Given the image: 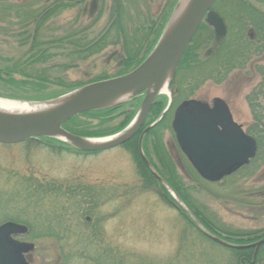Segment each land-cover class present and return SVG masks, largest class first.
Returning <instances> with one entry per match:
<instances>
[{
    "label": "rangeland",
    "instance_id": "374dc122",
    "mask_svg": "<svg viewBox=\"0 0 264 264\" xmlns=\"http://www.w3.org/2000/svg\"><path fill=\"white\" fill-rule=\"evenodd\" d=\"M74 1L0 0V98L38 103L114 72L115 61L108 56L82 60L70 55L74 33L89 27L91 20L90 3ZM135 4L131 21L155 11V0ZM232 4L219 2L214 10L227 27L218 41L225 48L216 45L211 30L201 31L195 41L196 62L179 70L173 95L169 93L175 105L185 99L224 100L234 122L256 140L254 159L220 182H204L177 154L170 115L156 131L170 157L161 149V163L151 150L145 155L161 174L175 179L183 206L220 238L251 241L264 236V132L257 126L264 122V42L259 43L252 26L255 18ZM55 5L67 7L45 18L44 12ZM254 6L264 14V0H255ZM105 21L106 13L85 32L87 38ZM243 53L247 60L233 67L236 55ZM114 116L101 129L97 120H86L81 127L105 134L122 121L121 113ZM153 121L149 118L147 125ZM161 194L158 185L140 177L131 154L120 146L85 154L53 141L0 145V221L29 228L25 241L34 246L26 257L29 264H240L233 251L205 238ZM251 233L257 235H227Z\"/></svg>",
    "mask_w": 264,
    "mask_h": 264
},
{
    "label": "water",
    "instance_id": "95a60500",
    "mask_svg": "<svg viewBox=\"0 0 264 264\" xmlns=\"http://www.w3.org/2000/svg\"><path fill=\"white\" fill-rule=\"evenodd\" d=\"M215 1L216 0H192L188 10L177 27L167 39L161 42V37L170 21L169 19L153 51L130 73L120 77L95 82L75 90L73 91L76 92L74 96L45 115L10 116L0 114V144L14 145L23 143L28 139L55 138L73 146L79 151L89 153L106 151L124 144L134 137L142 127L151 104L159 95V81L167 72L170 73L169 82L171 81L180 60L201 23L204 21L210 26L217 37L225 36L226 29L222 19L211 11V7ZM179 2L180 0L175 9ZM149 84H154L151 93H148L147 90ZM128 91H134L130 98H137L143 95L139 111L133 121L134 125L128 134L106 144L87 147L82 142V140H84L83 138L74 136L62 128L66 122L80 114L113 108L126 103L129 100L107 105L108 101ZM213 104L219 105L225 112V117L218 125L221 127L222 131L230 133L233 136V139L230 141L216 139V137L207 135L199 128V124L194 123L192 119L189 118L191 110L201 109L204 106L203 103L194 100L181 104L176 109L171 123V128L175 134L179 148L197 174L208 182L219 181L222 177L234 173L239 168L247 165L249 161L254 158L256 153L255 141L246 136L242 132L241 127L232 121L223 102L219 99H215ZM161 117L162 115L160 118ZM160 118L142 132L138 141V153L147 169L170 194L178 208L193 221L195 226L201 230L205 236L225 247L239 250L254 248L256 252L257 249L264 244V238L251 245L237 247L211 236L201 228L192 214L155 174L142 154L141 142L143 136L159 122ZM59 137L63 138V140ZM184 140L187 141L186 144H188L189 150L184 148ZM25 232L26 229L24 227L12 223H6L0 226V264H27L23 259L22 252L26 250L29 251L32 246L15 242L10 238L11 235L23 234Z\"/></svg>",
    "mask_w": 264,
    "mask_h": 264
},
{
    "label": "trees",
    "instance_id": "16d2710c",
    "mask_svg": "<svg viewBox=\"0 0 264 264\" xmlns=\"http://www.w3.org/2000/svg\"><path fill=\"white\" fill-rule=\"evenodd\" d=\"M87 1V2H86ZM178 0H155L154 9L155 11H149V13H141L137 12L136 14H140V17H137L136 21H131V10L135 4V0H109V4L104 5V0H75L74 2L78 5L80 4H87L90 3L89 9H90V23L89 27L86 29H83L81 31H77V33L73 35V39L69 45L72 47L74 52H71L70 55H75L77 58H80L82 60H86L89 58H102L104 56H108V60L112 58L115 61L114 65V72L111 74H102L100 76H97L93 78L88 83H79L77 84L76 88L82 87L86 84L94 83L97 81L105 80L111 77H119L122 75H125L135 69L139 64H141L146 57L150 54V52L155 47L170 15L173 11L174 7L176 6ZM233 2V4L236 2L237 4H234L238 11L243 10L244 13H247L251 16H253L255 19L252 20L253 27L255 30V33L258 37L259 43L264 42V14L261 13L255 6V0H229ZM99 3V4H98ZM148 5H150V1L146 2ZM153 4V3H152ZM232 4V5H233ZM75 6V5H74ZM65 5H55L53 8L49 9V11L44 12V17L48 18L52 15V13H55L56 11H61L64 9ZM152 8V5H151ZM95 10V12L93 11ZM106 13V21L104 23V27L100 29V31L97 34H93L91 37H88V35L85 33L88 29L91 28L92 25H95L96 23L101 20L103 14ZM249 17V18H250ZM142 18V20H140ZM132 19V18H131ZM36 22V28H38V25L40 22ZM207 30V26L203 24L197 35L203 31ZM192 40L191 45L187 48L186 52L184 53L176 74L181 70L183 67H188L190 63H195L196 61L193 59L195 55V48L197 45L195 44L196 37ZM212 39L215 41L216 45L220 46V48H225V42H221V44L218 42L221 39H217L213 34ZM71 39V36H68ZM218 46V47H219ZM107 60V61H108ZM176 77V75H175ZM174 77V79H175ZM173 79V80H174ZM172 82L170 83V88H172ZM75 88V86L73 87ZM69 89L71 91L72 88H66L69 92ZM166 105V98L164 96L159 97L151 106L148 117L151 119H156L163 108ZM139 106V101H131L127 104L118 106L116 108H110L105 110H100L96 112L91 113H85L81 114L67 123L63 125V128L78 137H85V138H101L106 136L114 135L121 130H123L131 121L133 116L135 115V110H137ZM130 109L129 112L127 110ZM122 115V121L116 126L115 128H109L104 130V133H97V130L94 131H87L81 127L82 124H84V121L86 120H97L99 127L98 129H101L103 124L107 121L110 123L112 120H114L116 117L115 114ZM79 119H83L80 122ZM85 119V120H84ZM167 121V119L164 117L163 120L154 128L152 129L148 135H153L157 138L156 131L158 128L165 127L164 124ZM262 123V124H261ZM257 122V126L260 128H263L264 132V122ZM84 126V125H83ZM137 136L130 139L126 143L123 144V148L126 149L132 156L134 163L139 171L140 177L143 180H149L152 183H155L158 185L160 191L162 192L161 196L162 198H165V200L168 203H174L171 197L167 194V192L160 186V184L156 181V179L149 173V171L145 168L144 164L142 163L141 159L139 158L138 152H137ZM51 141V140H50ZM55 143H58L54 140H52ZM59 144V143H58ZM144 152L147 149L151 150L155 155L157 156V159L160 162V157L158 156L163 151L162 148H159L160 145L157 143V141H144L143 144ZM77 153H80L78 150H76ZM146 154V153H145ZM162 154V153H160ZM147 156V155H146ZM166 156V155H165ZM149 161V160H148ZM150 162V161H149ZM151 166L154 168V170L157 172V174L166 182V184L173 190V192L182 200L180 191L176 188L174 180L172 178L167 177L163 173L161 174L160 171H158L154 165L150 162ZM194 214V213H193ZM181 215H183L186 220L189 223H192L182 212ZM194 217L198 220V222L210 233L214 236L219 237V235L216 234V232L208 226V224L199 217V215L194 214ZM230 237H237V238H250L255 237L257 233H251L248 235H237V234H227ZM222 240H225L229 243L236 244V245H244L249 242L256 241L255 239H251V241L245 240H236L230 239V238H221ZM233 251V254L236 255V258L239 259L240 257L247 256L251 251L244 250H231ZM259 254V255H258ZM258 254L256 255L254 264L262 263L264 264V245H262L259 250ZM250 258V255L248 256ZM250 260V259H249Z\"/></svg>",
    "mask_w": 264,
    "mask_h": 264
},
{
    "label": "flooded vegetation",
    "instance_id": "af4514ba",
    "mask_svg": "<svg viewBox=\"0 0 264 264\" xmlns=\"http://www.w3.org/2000/svg\"><path fill=\"white\" fill-rule=\"evenodd\" d=\"M221 2H227L229 3L230 1L229 0H222ZM264 39V38H263ZM253 49H255V51L257 52H260V50L257 48V46H252ZM247 54H242V55H236L235 57V63L233 64V67H237L239 66L238 62H241V63H244L246 60H247ZM215 99V98H214ZM214 99H212L210 101V103H208L207 101H201V100H195V101H198L200 103H203V107L201 109H196V110H191L190 113H189V118L192 119V121L196 124H199V128L204 132L206 133L207 135L209 136H213V137H216V139H221V140H232L233 139V136L230 134V133H226L224 131H222L221 127L218 125V123L225 117V112L223 111V109H221V107L219 105H214ZM187 100H191V99H185L181 102H179L178 104L174 105L173 106V102L170 106V108H168L166 114L163 116L165 117L166 119L168 118V116L170 115L171 116V121H170V125H169V129H170V132L172 133V136L174 138V143H175V148H176V151H177V154H179L180 156H182V158L185 160V162L189 165V161L188 159L186 158V156L184 155V153L181 151V149L179 148L177 142H176V139H175V135L172 131V128H171V123H172V120H173V117H174V114L176 112V109L179 107V105H181L182 103L186 102ZM223 104L225 105L226 109H227V112L230 116V118L234 121L233 119V111L232 109L229 107V105L226 104V102L224 100H222ZM149 117L147 116L146 120H145V123L143 125V127H141V129L138 131V133L135 135L137 136V142L139 141V138L142 134V132L145 130V128L148 126L147 125V121H148ZM236 123V122H235ZM154 129V128H153ZM152 129H150L151 131ZM242 130H243V127H242ZM148 131L144 136H143V139H142V147L144 146V141H157V143L160 145V143L162 144L161 142V139H162V136L161 134H157V138L154 137L153 135H148V133L150 132ZM243 132L245 133V131L243 130ZM246 134V133H245ZM33 142H42L43 143V139H34V140H31ZM30 141V142H31ZM187 141L184 140L183 142V145H184V148L186 150H189V147H188V144H186ZM12 146V145H10ZM161 146V145H160ZM165 147V146H164ZM164 147L161 146L162 150L164 151V155L170 157V154L168 153L167 155V152H165V149ZM64 148V147H63ZM70 149V148H68ZM5 223H13V224H17V225H22V224H18V223H15V222H12L11 220L10 221H0V226L5 224ZM24 226V225H23ZM26 229H27V232H29V228L27 226H25ZM99 233L97 232H94V235H98ZM27 235L28 233L24 234V235H11V238L15 241V242H18V243H28L25 241V238H27ZM99 241V240H98ZM95 244H97V240L95 239L94 240ZM97 242V243H96ZM30 244V243H28ZM32 246V244H30ZM247 250H252V257L251 259H253V254L254 253V249L252 248H249ZM34 251V246H32V248L29 250V251H25V252H22V256L24 257L25 261H26V257L29 255V254H32ZM13 253H16V252H13ZM9 256H12V255H9ZM96 259V258H95ZM27 262V261H26ZM28 263V262H27ZM239 263L240 264H249L250 261L248 259V257L246 256H243V257H240L239 258ZM29 264V263H28Z\"/></svg>",
    "mask_w": 264,
    "mask_h": 264
},
{
    "label": "bare ground",
    "instance_id": "6f19581e",
    "mask_svg": "<svg viewBox=\"0 0 264 264\" xmlns=\"http://www.w3.org/2000/svg\"><path fill=\"white\" fill-rule=\"evenodd\" d=\"M192 0H180L177 8L174 10L170 21L166 27V30L164 31L161 42L167 39L170 34L173 32V30L177 27L180 20L188 10ZM170 79V73L167 72L159 81V90L158 93L161 95H167V85L169 83ZM154 84H149L147 87L148 93H151L153 91ZM76 92H72L70 94H67L57 100L47 102V103H41V104H24V103H17L12 102L4 99H0V114L3 115H10V116H40L48 114L49 112L55 110L57 107L62 105L64 102L69 100L72 96H74ZM134 91H128L125 93H122L110 101L107 102V105L117 104L121 102H125L129 100V98L132 96ZM134 125V122L121 134L113 138H107V139H84L82 140L83 144L87 147L92 146H99L102 144L109 143L116 138H119L121 136H124L128 134L132 127ZM63 140V138L59 137Z\"/></svg>",
    "mask_w": 264,
    "mask_h": 264
}]
</instances>
